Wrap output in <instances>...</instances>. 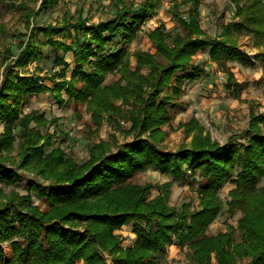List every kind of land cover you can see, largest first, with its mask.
I'll return each instance as SVG.
<instances>
[{
    "label": "trees",
    "instance_id": "16d2710c",
    "mask_svg": "<svg viewBox=\"0 0 264 264\" xmlns=\"http://www.w3.org/2000/svg\"><path fill=\"white\" fill-rule=\"evenodd\" d=\"M161 1L142 0L134 8L124 0H113V15L97 23L63 16L59 23L40 26H33L32 19L56 0H40L37 9L27 2L16 6L28 33L18 42L15 55L5 49L2 57L0 182L19 180L12 166L31 172L47 181L45 185L28 181V190L43 198L47 208L39 209L28 194L0 190V264H106L102 253L109 255L111 264H154L173 240L186 246L194 264H236L238 259L264 264V186H257L264 176V115L250 110L251 135L243 145L234 142L236 137L220 144L191 117L178 124L189 142L173 151L161 148L166 136L162 127L170 120L167 108L178 106L182 82L198 80L205 72L193 63L198 52L208 49V60L225 76L227 93L240 97L244 87L227 62L254 64L238 38L249 34L254 47H264V0H230L233 18L219 22L216 37L200 26L201 0H169L181 32L171 34L163 24L154 27L147 33L154 52L135 51L131 66L127 46ZM180 6H188L185 16L179 14ZM0 32H5L2 24ZM63 33L72 41L59 39ZM43 45L55 53L54 62L61 66L46 76L51 85L36 73L24 72L42 58ZM59 52L72 53L69 76ZM260 57L257 53L255 60ZM185 70L189 73L179 74ZM107 74L118 78L105 83ZM42 93H49L59 107L84 105L95 130L103 120L129 122L124 131L132 140L121 146L100 140L89 147L85 161L75 162L53 147L54 133L39 131L49 122L43 115L35 110L22 113L27 97ZM15 129L19 149L16 158H10ZM147 167L174 178L188 172L199 176L197 208L184 203L176 210L169 205L171 181L160 185L129 181ZM227 181L234 185L227 192V213L240 212V216L235 226L228 224L224 231L209 235L207 230L223 207L219 192ZM152 189L157 194L148 198ZM131 222L135 239L123 248L115 230ZM8 241L11 253L5 258L1 245Z\"/></svg>",
    "mask_w": 264,
    "mask_h": 264
},
{
    "label": "rangeland",
    "instance_id": "374dc122",
    "mask_svg": "<svg viewBox=\"0 0 264 264\" xmlns=\"http://www.w3.org/2000/svg\"><path fill=\"white\" fill-rule=\"evenodd\" d=\"M39 1L35 4L32 0H0V24L3 25L5 32H0V81L2 79L3 63L2 57L4 50L8 49L12 54L18 51V42L24 40L28 33V29L24 27V19L22 13L16 6L22 2H27L31 7L38 8ZM126 4L138 7L142 0H124ZM188 6H180L179 14L186 15ZM114 13L113 0H56V4L48 9H41L32 19L33 26H40L48 23H59L63 16L84 18L87 23H97L101 20L111 17ZM233 18V6L230 0H201L199 6L200 26L204 32L212 37L218 36L220 33L219 22L224 23ZM159 24H163L167 31L171 34L181 32L178 22L175 20L171 10L169 0H162L156 8V13L149 17L140 26L132 43L127 46L130 53L131 66L135 60L132 54L138 50L154 52L151 42L147 38V33ZM31 25V26H32ZM73 36V31L71 30ZM65 42L72 41L66 33L58 36ZM39 39L43 41L42 37ZM239 46L247 52L254 60L252 66H243L236 61H228L227 64L237 81L244 87L238 99L231 97L225 87V76L218 71L213 63L208 60V49L198 52L193 59L194 64L203 66L205 72L195 81H183L182 93L176 108L168 107L169 123L163 126L166 136L161 144V148L168 150H176L181 145L187 144L190 137L185 138L178 124L187 122L191 117L197 119L205 129L210 133L211 138L220 144H227L232 137H236L234 142L243 145L246 139L251 135L248 132L250 110L254 114L264 115V85L261 80L264 75V47L256 48L252 44L249 34L241 35L238 38ZM113 52V47H109ZM42 58L31 62L24 72L38 74L47 85L50 82L45 79L57 72L61 66L54 62L55 53L48 47H41ZM261 53L260 59L255 60V55ZM58 55L64 57L67 62V76L73 68L72 53ZM189 73V70L180 71L179 74ZM118 78L115 74H107L105 83H111ZM32 110L38 112L48 120L46 126L38 127L42 134L54 133L53 147L60 148L66 156L71 157L75 162L82 163L88 157L89 147L105 140L117 142L116 146H121L125 142L132 140V135H126L125 131L130 127L129 122L119 120L115 123L103 120L98 129H94L89 114L85 111L84 105H74L67 103L59 107L49 93L39 95H30L27 97L25 104L22 106V113H28ZM32 126L34 124L32 123ZM0 125V133L2 132ZM18 129L14 130V141L12 149L9 153L10 158H16L18 153L19 139L17 137ZM111 149L115 147L111 145ZM7 165H13L8 162ZM13 170L19 175V180L14 184H6L0 182V190L4 194L16 192L19 195H30L32 203L39 209L45 210L47 203L41 197L28 190V181L33 180L40 184H47L38 177L33 176L29 171H23L17 167ZM137 184L151 183L163 184L171 181L170 195L168 203L176 210L184 203H189L191 209L197 208V196L195 189L200 183V177L192 175L189 172L181 177L174 178L172 176L161 174L153 168L137 172L130 180ZM257 186H264V176L258 182ZM234 187L233 183L227 181L220 189V197L223 200V207L218 213L216 219L212 222L207 230V234L215 235L225 230V226L230 224L235 226L240 212L233 215L227 213L225 202L227 201V192ZM157 194L156 189H152L148 198ZM133 223L123 225L115 233L121 238V246L124 248L130 246L134 239ZM235 240L239 241L238 233H235ZM14 237L12 240H19ZM173 244L166 247L165 254L162 258H157L154 264H194L189 258V252L186 246L179 247L175 240ZM2 249L5 258L10 256V242L2 243ZM106 264H111V259L107 253H102ZM248 259H238L236 264H246ZM81 261L78 262L80 264Z\"/></svg>",
    "mask_w": 264,
    "mask_h": 264
},
{
    "label": "crops",
    "instance_id": "0c3cea01",
    "mask_svg": "<svg viewBox=\"0 0 264 264\" xmlns=\"http://www.w3.org/2000/svg\"><path fill=\"white\" fill-rule=\"evenodd\" d=\"M212 63V62H211ZM215 65V64H214ZM0 125H2V124H0ZM3 127V126H2Z\"/></svg>",
    "mask_w": 264,
    "mask_h": 264
}]
</instances>
